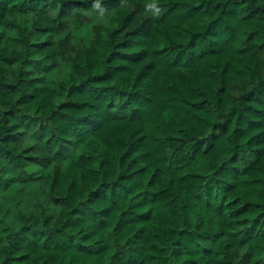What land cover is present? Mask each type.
<instances>
[{"label":"trees","instance_id":"obj_1","mask_svg":"<svg viewBox=\"0 0 264 264\" xmlns=\"http://www.w3.org/2000/svg\"><path fill=\"white\" fill-rule=\"evenodd\" d=\"M0 264H264V0H0Z\"/></svg>","mask_w":264,"mask_h":264}]
</instances>
